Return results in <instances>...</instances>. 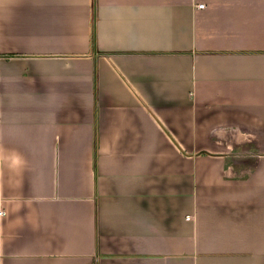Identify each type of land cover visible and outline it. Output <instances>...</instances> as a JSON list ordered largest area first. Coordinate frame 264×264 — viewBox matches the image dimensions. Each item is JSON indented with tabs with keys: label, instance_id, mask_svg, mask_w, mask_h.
Returning a JSON list of instances; mask_svg holds the SVG:
<instances>
[{
	"label": "crops",
	"instance_id": "1",
	"mask_svg": "<svg viewBox=\"0 0 264 264\" xmlns=\"http://www.w3.org/2000/svg\"><path fill=\"white\" fill-rule=\"evenodd\" d=\"M0 264H264V0H0Z\"/></svg>",
	"mask_w": 264,
	"mask_h": 264
},
{
	"label": "built area",
	"instance_id": "2",
	"mask_svg": "<svg viewBox=\"0 0 264 264\" xmlns=\"http://www.w3.org/2000/svg\"><path fill=\"white\" fill-rule=\"evenodd\" d=\"M5 215L4 210H2V208H0V219Z\"/></svg>",
	"mask_w": 264,
	"mask_h": 264
}]
</instances>
